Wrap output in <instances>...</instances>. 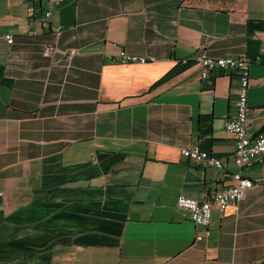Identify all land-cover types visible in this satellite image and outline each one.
Instances as JSON below:
<instances>
[{"label":"crops","instance_id":"obj_1","mask_svg":"<svg viewBox=\"0 0 264 264\" xmlns=\"http://www.w3.org/2000/svg\"><path fill=\"white\" fill-rule=\"evenodd\" d=\"M202 54L251 61L247 134L264 132V0H0V264H264V156L209 227L176 207L238 170V78L203 80Z\"/></svg>","mask_w":264,"mask_h":264},{"label":"built area","instance_id":"obj_2","mask_svg":"<svg viewBox=\"0 0 264 264\" xmlns=\"http://www.w3.org/2000/svg\"><path fill=\"white\" fill-rule=\"evenodd\" d=\"M46 17L51 16V10L46 12ZM60 32V29H57ZM9 44L14 43V37L7 35ZM56 50L52 44L45 45L44 56H50ZM201 71L200 77L203 80H211V74L219 71L224 74H235L238 78L236 88L235 111L226 121V130L232 134L235 142V150L232 154L234 165L238 170L232 175L230 184L215 191L214 195L202 202L198 200L179 196L176 207L187 211L189 218L198 226L209 227L212 220L213 208H218L224 212L230 205L240 202L246 195V192L253 187V181L244 175L243 169L250 166L253 161L260 160L264 156V132L256 136L247 134L248 115L250 107L248 104L249 89L251 86L250 63L246 57H211L202 54L200 57ZM147 59L131 54L126 50H121L117 60L122 64L146 62ZM182 155L201 166H213L216 169L223 168V162L220 158L201 150L197 144H188L182 149ZM202 236L198 235L197 240Z\"/></svg>","mask_w":264,"mask_h":264}]
</instances>
